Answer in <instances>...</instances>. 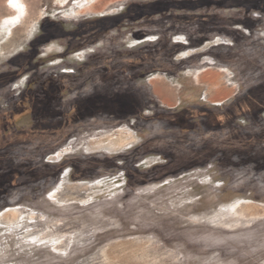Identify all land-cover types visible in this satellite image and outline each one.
<instances>
[{
    "label": "rangeland",
    "instance_id": "374dc122",
    "mask_svg": "<svg viewBox=\"0 0 264 264\" xmlns=\"http://www.w3.org/2000/svg\"><path fill=\"white\" fill-rule=\"evenodd\" d=\"M31 80L0 264H264V0H0V114Z\"/></svg>",
    "mask_w": 264,
    "mask_h": 264
},
{
    "label": "flooded vegetation",
    "instance_id": "af4514ba",
    "mask_svg": "<svg viewBox=\"0 0 264 264\" xmlns=\"http://www.w3.org/2000/svg\"><path fill=\"white\" fill-rule=\"evenodd\" d=\"M126 10H127V13L125 15H123V16H126L127 19H129L130 21H135V20H137L139 17H141L143 15L144 16L145 15L146 16H150V15H155V14H158V13L161 14V13H164L166 11V9H164V8H152V9L126 8ZM115 20L120 21V20H118V18H115ZM116 26H117V24H116ZM65 73L67 74L68 72H65ZM69 74H72V72L71 73L69 72ZM28 78H30V76ZM32 85H33V83H32V80H31L28 83V86L26 87V89L23 88V91L22 90L20 91V93H19L20 97L18 99H16L17 101H14V103H11V105H7L8 109H7V112L5 113V115L0 114V124L1 125H4L5 127L9 128V126L11 125V123H12L13 119L15 118V116L18 115V114H16V110L20 111L19 114L20 113H24V112L28 111L29 105L30 104L32 105V102H35L36 98H34L33 96L31 97V92H30V90L32 89ZM50 85L51 86H55L54 84H50ZM57 86H59V84ZM57 86H55V88H58ZM12 107H14V108L12 109ZM37 110L41 111V113H43V112H45L47 110V108L44 106L42 109H40V110L37 109ZM71 110H73V111L77 110V104H73L71 106ZM69 120L73 121V122H77L79 120V115L75 114L72 117H70ZM39 126H40V124L38 123L36 125V127H39Z\"/></svg>",
    "mask_w": 264,
    "mask_h": 264
},
{
    "label": "bare ground",
    "instance_id": "6f19581e",
    "mask_svg": "<svg viewBox=\"0 0 264 264\" xmlns=\"http://www.w3.org/2000/svg\"><path fill=\"white\" fill-rule=\"evenodd\" d=\"M11 1H12V7L15 8L16 10H19L20 7L22 6L23 0H11Z\"/></svg>",
    "mask_w": 264,
    "mask_h": 264
}]
</instances>
